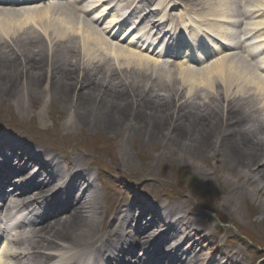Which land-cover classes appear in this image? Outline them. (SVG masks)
I'll use <instances>...</instances> for the list:
<instances>
[{"label": "bare ground", "instance_id": "obj_1", "mask_svg": "<svg viewBox=\"0 0 264 264\" xmlns=\"http://www.w3.org/2000/svg\"><path fill=\"white\" fill-rule=\"evenodd\" d=\"M116 1L91 0L88 9L82 6L85 1L71 0L72 4L66 1L42 9L37 6L31 8L28 7L30 4L22 3L24 6L20 11L17 10L18 14L0 10V34L4 36L3 42L0 41L2 102L13 95V106L24 111L27 117L30 113L24 107L26 97L38 110L37 119L42 126L43 112L58 104L66 109L62 111L66 118L62 126L64 134H68L70 130L81 129L83 132V129L90 131L95 128L103 131L109 127L119 132L125 124L133 134H141L143 140L151 138L157 142L161 139L165 142L164 151L170 143L193 161L200 159L203 153H208L210 159L213 158L214 154L210 149L216 144L217 160L214 165L225 161L237 165L235 168H243V175L239 176V173L234 181L231 175L225 174L233 182L228 185L234 186L229 193L236 199L248 190L253 198L259 200L261 208H264V129H258L254 124L255 114L264 112V62L261 65L264 60V0L239 1L237 13L249 23L241 33L247 40L236 43L239 54L233 53L237 48L230 47L201 63V59L193 60L186 54L177 65L172 64L176 59H181L179 55L163 56L161 51L154 52L152 46L132 41L120 44L109 40L108 30L111 25L116 27L115 18L110 17L103 29H99L98 25L102 13L108 10L102 7L103 4L113 7ZM121 1L123 4H133L130 0ZM228 1L180 2L192 7V13L201 15L202 20L207 15L212 16L208 20L211 27L222 33L229 32L233 23V18L227 19V14L220 12L228 5ZM149 2L152 0H140L136 14L142 13ZM2 5L4 4L0 3ZM99 7L101 9L96 16L88 18L89 9L95 12ZM110 10L107 12L108 16ZM79 15L84 17L81 23L77 20ZM143 17L146 20L145 30L149 27L153 32L154 27L160 28L156 14L149 11ZM34 27L40 36L32 35ZM133 38L134 36L131 39L134 40ZM243 44H247L246 47ZM74 45H79L78 54ZM193 52L198 55L200 51L192 50ZM262 55L263 58H260ZM164 57L173 61L161 66L159 58ZM241 57L253 59L248 64L246 62L249 72L240 62L235 63V59ZM45 81L47 84L44 86ZM23 88L26 89L25 93ZM250 98H255L257 103L243 120L242 114L250 111L243 105L249 106L245 99ZM181 129L185 130V135L180 133ZM217 129L222 132L218 137L215 132ZM60 136L57 137L60 141L75 139L73 132L68 137ZM6 142L11 146L8 151L2 149L3 143L0 142V164L5 175L2 181L12 192L0 194L3 202H9V208L16 211L23 200L30 199L31 206L36 205L42 211L39 215L34 214L37 215L33 222L18 225L15 236L5 238L6 241L0 248V264H44L45 260L62 262L60 264H89L87 261L99 264L105 257L110 259L112 252L109 249L113 246V241L127 240L124 230L129 227L132 219H126L128 214L119 211L108 223L98 225L96 218L102 217L97 212L98 195L85 185V178L89 173L83 165L84 160L75 156L72 162L61 168L53 153L44 151L48 156V163L44 167L48 180L39 183L35 170L41 164L39 156L27 154L17 148L16 144L20 141L8 139ZM170 150L173 151L172 148ZM21 154L25 155L26 164H23ZM116 156L122 160L125 158L122 151ZM201 160L204 164L208 163L206 157ZM20 163L21 167L18 165ZM223 166H218V171H222ZM234 166L232 170L228 169L229 173L234 171ZM30 167L34 169L28 172ZM68 170L75 171L71 177L77 182L71 192L72 200L80 198L73 201L71 211L65 217L45 210L49 202L57 199L56 194L47 199H35L44 194L43 191L36 192L30 198L20 195V190L24 189L31 177L34 178L31 187L51 190L57 182L63 181V174ZM256 190H260L262 194L256 195ZM119 191L120 187L115 189L114 199ZM20 196L24 199L13 200L20 199ZM135 200L141 203L138 197ZM36 209L32 208L31 212ZM140 211L145 214L148 209L142 207ZM175 212H179V209ZM173 213L164 210L163 218H158L157 221L167 227L172 237L180 235L177 229L184 231L183 244H188L185 252L182 253V248L177 245L170 248L169 254L162 258L160 243L153 239L144 248V253L154 255L145 259L143 264H199L203 253L206 251L205 257L209 254L207 246L213 241L209 236L197 237L202 232L197 229L200 219L190 221L179 218L171 226L169 219ZM152 226L153 224L148 226V229ZM206 241L208 245L194 254L193 249L199 247V242ZM52 250L56 253L41 257L43 251ZM181 253L186 255L184 260L179 256ZM169 256V261L164 260ZM156 257L158 260L154 262Z\"/></svg>", "mask_w": 264, "mask_h": 264}, {"label": "rangeland", "instance_id": "obj_2", "mask_svg": "<svg viewBox=\"0 0 264 264\" xmlns=\"http://www.w3.org/2000/svg\"><path fill=\"white\" fill-rule=\"evenodd\" d=\"M13 97L12 95L11 98H7L4 102L0 99L1 130L10 128L12 131H19L23 135L28 136V139L38 142L43 140L46 143H51V139L56 136L68 137L72 134L73 130H70L68 134L61 133V124L65 120L61 118V114L62 111H66L63 107L55 104V107L50 109L49 116L47 115L49 112H44L46 126L49 129V131H45L40 128L41 126L38 129L36 125V123L40 124L38 119L32 121L31 116L26 117L24 111L16 109L13 106ZM24 107H26L27 111L31 112L29 108L30 103H27L26 106L25 101ZM122 126L123 129L119 131L120 133L114 130L113 127H109L103 131L95 128H93L95 130L92 129L93 131L83 129L81 134H78L75 130L74 133L78 142H80L75 150L80 152V157H84L87 150L91 149V153L88 152L90 156L104 163V159L99 155L100 150L102 152L107 150L110 153L112 149L117 153L122 151L125 158L124 160L119 158L124 170L123 175L133 178L141 176L143 179L141 186L148 190H144V193L147 195L156 194L161 196L167 193L164 196L165 199L172 200L173 189H176V187L191 189L200 198V201L205 204V207L214 214H217L220 221L225 224H222V227H218L220 232L216 236L218 242L215 248H217L220 242H225L226 246L231 245L233 249L242 250L240 255H242V260L246 264H256L254 258H251L252 250L246 249V244L250 239L253 245L264 249V208H261L259 200L257 199V201L256 198H253L248 190L238 195L236 199L229 193L234 188V186L230 185L233 184L234 178L239 175L240 168H235L237 165L234 166L224 161L221 162L224 165L222 171L217 173L216 167L212 164L213 161H210L208 153H203L202 157L198 159L201 160L203 157L208 158L207 165L199 164L201 167H198L195 162H192V159H189L183 152L172 147L170 143L168 144L169 147L162 153L159 151L160 145L163 144L161 139L157 142L152 141L151 138L143 140L141 134L137 133L135 135L129 130L128 126L125 124ZM180 133L182 135L186 134L184 129H181ZM71 143L64 142L60 148L68 150L72 154L73 149L69 148L72 147L70 146ZM171 148L173 151H170ZM180 153L181 156H179ZM232 166L235 169L232 173H229L228 169L232 170ZM116 170L117 172H115ZM174 172L179 177L175 176ZM185 172L191 175L194 174L197 176V179L192 180L184 176ZM113 173H116L117 177L113 178L111 176ZM227 173L231 175L232 181L226 177L227 175L225 174ZM105 175H107V179L111 180L112 185L121 177L118 169H112L109 171V174L106 173ZM126 179L128 180V178ZM240 180L243 179L240 178ZM176 184L178 185L175 186ZM112 185L109 184L108 187H113ZM255 193L258 195L261 192L260 190H256ZM241 241H244L245 245ZM247 251L250 252L248 256ZM261 264H264V261Z\"/></svg>", "mask_w": 264, "mask_h": 264}]
</instances>
